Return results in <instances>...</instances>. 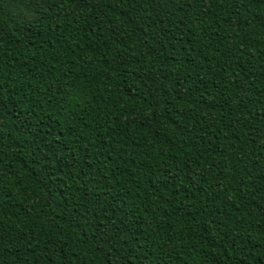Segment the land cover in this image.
<instances>
[{"label":"trees","instance_id":"trees-1","mask_svg":"<svg viewBox=\"0 0 264 264\" xmlns=\"http://www.w3.org/2000/svg\"><path fill=\"white\" fill-rule=\"evenodd\" d=\"M0 264H264V0H0Z\"/></svg>","mask_w":264,"mask_h":264}]
</instances>
